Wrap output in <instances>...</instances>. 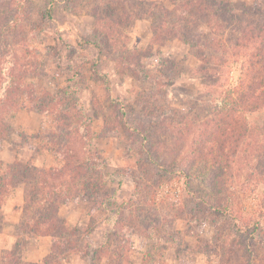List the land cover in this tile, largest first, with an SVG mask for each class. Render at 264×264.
I'll use <instances>...</instances> for the list:
<instances>
[{
    "label": "rangeland",
    "instance_id": "1",
    "mask_svg": "<svg viewBox=\"0 0 264 264\" xmlns=\"http://www.w3.org/2000/svg\"><path fill=\"white\" fill-rule=\"evenodd\" d=\"M31 1L33 12L21 21L23 40L13 46L23 64L19 76L29 87L15 92L12 103L53 104L42 114L28 106L1 114L12 130L0 159L5 165L14 156L38 167L54 165L46 150L48 134L55 120L65 117L59 124L73 123L71 131L78 127L72 136L79 138L78 151L86 152L87 167L97 169L87 168L85 176H105L95 195L73 197L60 211L80 232L79 243L97 250L95 260L90 254H66L59 264H264V159L260 163L251 152L241 159L237 153L226 184L218 187L221 194L211 186V175L196 177L190 157L192 134L212 113L207 105L228 95L241 76L231 52L204 46L207 37L230 45L235 19L209 18L212 11L205 17L212 0H140L153 6L151 12H138L145 13L143 19L122 30L124 39L101 49L91 44L99 0H52V19L44 14L51 0ZM218 1L230 3L244 18L259 4ZM11 2L0 0V17H9ZM163 16L166 24L158 29ZM211 19L227 29L215 30ZM214 69L218 76L215 72L214 82L206 83L204 75ZM83 117L89 121L81 123ZM248 121L264 133V109ZM0 200L3 264L17 248L22 189ZM217 201L228 211L216 212ZM50 239L21 238L23 261L45 264Z\"/></svg>",
    "mask_w": 264,
    "mask_h": 264
},
{
    "label": "trees",
    "instance_id": "2",
    "mask_svg": "<svg viewBox=\"0 0 264 264\" xmlns=\"http://www.w3.org/2000/svg\"><path fill=\"white\" fill-rule=\"evenodd\" d=\"M194 1L202 2L203 0ZM31 3V0H12L9 17H0V76L2 77V73L6 71L5 78L0 77V85L3 86L0 88L3 90L0 95V152L12 130L6 122V117L1 114L16 113L27 106L28 110H37L42 114V112L49 111L53 104L31 103V105L24 106L21 103H12L15 92H22L29 87L25 80H21L22 74L19 76V72L23 70V64L18 55L13 52L15 51L13 46L19 45L23 40L21 21L31 16L33 12ZM54 3L51 0L49 8L44 13L50 19L53 18ZM258 3L253 12L256 19H253V15L245 16L246 18L235 15L230 3L226 1L212 0V3L208 5V10L203 12L204 16L208 17L209 11H212V17L209 15V18L222 17L224 14L221 18L223 22H231L235 19V28L232 31L237 29V34L230 41V45L207 37L208 41L204 43V46L207 49L213 45L221 46L225 52H231L233 57L240 62L241 76L238 85L229 90L228 95L213 102L215 104L207 105L212 109V113L201 121L199 131L192 134L193 149L190 157L192 167L198 169L196 177L211 175L209 180L217 193L222 192V189L218 187L226 184L224 177L227 171L233 170V158L237 153L241 159L250 152L258 154L256 159L260 160V163L264 159V133L250 127L248 121V116L264 109V0H259ZM217 5H221V9H217ZM145 8L147 13L151 12L153 6L140 0H99L94 5L92 13L96 19V35L95 41L91 44L105 49L110 48L111 43L116 44L121 38L124 39L122 30L143 19L145 13L138 15V12L145 11ZM199 11L194 12L195 16H198ZM215 20L211 19L215 30L227 29L219 26ZM165 24L163 16L158 29L164 27ZM181 38L189 44L184 35ZM215 72L218 76L219 71L215 70L210 75H204V81L209 84L214 82ZM121 115L124 116L125 113ZM59 119L55 120V127H52L48 134L49 147H46L47 152L55 161L54 165L38 167L17 157L11 164L5 165L0 159V198L4 199L12 191L18 189H22L23 192V207L16 227L19 238L17 248L4 256L3 264H30L23 261L19 251L23 237H50L52 239V247L50 254L45 258V264H59L66 254H90L92 261L97 256V250L90 244L79 243L81 240L77 233L80 232L68 225V222L60 216V211L73 197L89 199L90 196L95 195L97 188L103 184L105 176L103 177V174L102 177L94 176V178L85 176L88 169L92 173L97 172V169L92 164L87 167L88 159L84 158L86 152L78 151L77 147L81 145L79 138L72 137L78 127L71 131L69 127L73 123L63 121V124H59ZM60 120L67 119L63 117ZM83 120L89 121V118L83 117L80 122H84ZM183 173L189 179L193 178L187 172ZM217 202L213 207L216 212L228 211L226 207ZM1 203L0 200V207ZM2 216L4 214L0 212V218ZM111 222L107 219L105 223L111 225ZM114 253L117 258L120 257L118 250ZM112 264L117 263L115 261Z\"/></svg>",
    "mask_w": 264,
    "mask_h": 264
},
{
    "label": "crops",
    "instance_id": "3",
    "mask_svg": "<svg viewBox=\"0 0 264 264\" xmlns=\"http://www.w3.org/2000/svg\"><path fill=\"white\" fill-rule=\"evenodd\" d=\"M15 157L16 156H14L12 159H10L12 162L15 160ZM18 222V221H17ZM49 239H50V237H49ZM52 239H50V241H51ZM52 242V241H51Z\"/></svg>",
    "mask_w": 264,
    "mask_h": 264
}]
</instances>
